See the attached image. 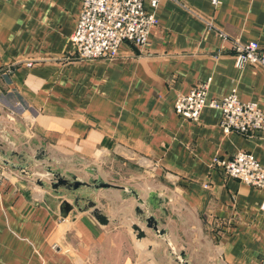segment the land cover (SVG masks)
Here are the masks:
<instances>
[{
	"label": "crops",
	"instance_id": "obj_1",
	"mask_svg": "<svg viewBox=\"0 0 264 264\" xmlns=\"http://www.w3.org/2000/svg\"><path fill=\"white\" fill-rule=\"evenodd\" d=\"M183 4L159 3L144 51L123 41L114 59L84 61L70 40L81 0H0V264H176L179 253L190 264H264L262 190L213 163L246 151L264 165V129L224 132L210 106L197 120L174 110L177 95L209 81L207 100L234 89L264 112V67H236L231 50L233 40L264 47V0ZM12 151L32 161V176L3 163ZM111 160L141 170L125 187L138 198L59 188L81 207L95 203L109 223L90 209L58 217L37 169L53 162L65 177L93 182ZM151 195L161 236L136 211Z\"/></svg>",
	"mask_w": 264,
	"mask_h": 264
},
{
	"label": "built area",
	"instance_id": "obj_2",
	"mask_svg": "<svg viewBox=\"0 0 264 264\" xmlns=\"http://www.w3.org/2000/svg\"><path fill=\"white\" fill-rule=\"evenodd\" d=\"M162 1L166 0H81L77 25L70 37L74 57L84 61L114 59L123 41L144 51L148 46L149 31L158 23L155 9ZM167 1L185 8L183 0ZM212 3L216 4L217 0ZM206 26L213 28L211 23ZM219 36L227 38L221 31ZM231 50L236 67L246 64L264 67V47L256 41L233 40ZM26 64L30 66L32 63ZM208 86L209 81L199 82L187 93L177 95L175 112L186 119L197 120L203 107L210 106L220 110V126L224 132L247 133L264 129V112L256 103L240 100L234 89L220 99L207 100ZM213 163L228 177L260 188L264 196V165L251 153L237 151L228 159L215 157ZM261 207L264 209V198Z\"/></svg>",
	"mask_w": 264,
	"mask_h": 264
},
{
	"label": "water",
	"instance_id": "obj_3",
	"mask_svg": "<svg viewBox=\"0 0 264 264\" xmlns=\"http://www.w3.org/2000/svg\"><path fill=\"white\" fill-rule=\"evenodd\" d=\"M1 145V143H0ZM15 156V157H13ZM17 157V158H16ZM41 158V156H36L35 159ZM16 160V162L14 161ZM4 164L10 165L11 167H14L18 170H20L23 174L32 176L33 171L30 169L29 166H31L32 161L27 158L23 157L21 154L12 151L6 158L3 160ZM46 172L50 175H52L51 179L49 180V185L53 189V191L56 193L57 198L54 205L58 204V217L65 218L69 216L70 214H75L77 211L83 210V209H90L91 215L102 225H106L109 223L108 217L95 206V203L88 201L84 207H81L79 205V200L81 197L77 196L74 197L72 201H69L66 197L63 195V191L59 190V188L65 190V191H75L81 186H87L94 189L99 188H120L122 190H125L126 188L124 186L115 185L112 183H109L107 181H104L102 179H97L93 182H86L81 181L76 178V176H72L70 178L65 177L60 172L54 171L50 168L46 169ZM129 193L134 195V197L138 198L136 192L133 189H128ZM154 196H149L147 203H144V209L137 207L136 211L137 214L140 215L139 221L144 224V227L146 229H149L154 232L156 236H161L166 233L165 229H160L159 225L164 222L163 217L164 215L161 214L157 218L150 209L149 205H153V209H155L156 205L154 203ZM139 203L143 202L141 199H137ZM132 230L134 231L137 239L145 238L146 232L145 230L138 225L137 223H134L131 225ZM174 262L176 264H190V262L187 260L186 256L183 253H179L175 256Z\"/></svg>",
	"mask_w": 264,
	"mask_h": 264
},
{
	"label": "rangeland",
	"instance_id": "obj_4",
	"mask_svg": "<svg viewBox=\"0 0 264 264\" xmlns=\"http://www.w3.org/2000/svg\"><path fill=\"white\" fill-rule=\"evenodd\" d=\"M138 50L140 51L139 48H138ZM73 56H75V55H73ZM54 165L55 164L53 162H51L49 164V168L53 169ZM95 167H97V166H95ZM39 168H41V169H37L38 171H42V172L46 171L45 167L42 165ZM140 171L141 170L138 168H135L133 166H128L127 163L123 164L122 161H120V160H115V161L111 160V163H105V164H102L101 166L98 167V173H99V176L102 180L107 181V182L112 183V184H115V185L124 186V187H126V186L132 187L131 184H134V181H135V179H134V176L136 175L135 173L140 172ZM45 175L47 176V178H46V176H43L42 180L48 182L51 179L52 175H50L48 173H46ZM76 178H78L77 175H76ZM95 179L97 180V178H95ZM126 191H128V189H126ZM144 203H147V202L146 201L141 202L140 204L143 207H140V208L144 209V205H145ZM102 212H104V211H102Z\"/></svg>",
	"mask_w": 264,
	"mask_h": 264
}]
</instances>
